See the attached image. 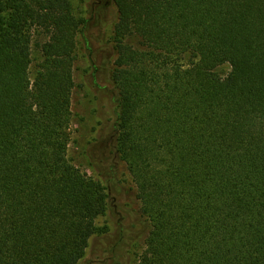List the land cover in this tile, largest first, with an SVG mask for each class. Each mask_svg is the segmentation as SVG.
Wrapping results in <instances>:
<instances>
[{"label":"trees","instance_id":"1","mask_svg":"<svg viewBox=\"0 0 264 264\" xmlns=\"http://www.w3.org/2000/svg\"><path fill=\"white\" fill-rule=\"evenodd\" d=\"M113 1L137 264H264V0ZM86 24L71 0H0V264H80L107 210L69 156Z\"/></svg>","mask_w":264,"mask_h":264},{"label":"rangeland","instance_id":"2","mask_svg":"<svg viewBox=\"0 0 264 264\" xmlns=\"http://www.w3.org/2000/svg\"><path fill=\"white\" fill-rule=\"evenodd\" d=\"M87 24L75 61L73 124L69 156L85 173L109 186L107 210L96 224L80 264H137L146 249L150 220L141 210L137 187L116 151L117 108L112 68V29L118 19L113 0H71ZM37 67H32L35 76ZM224 73L229 66L222 68Z\"/></svg>","mask_w":264,"mask_h":264}]
</instances>
